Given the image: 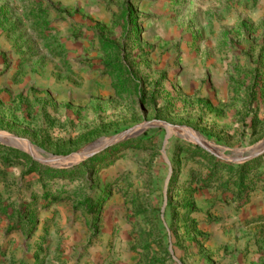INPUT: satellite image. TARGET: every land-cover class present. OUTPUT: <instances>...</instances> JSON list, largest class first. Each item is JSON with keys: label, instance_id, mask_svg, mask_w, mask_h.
I'll return each instance as SVG.
<instances>
[{"label": "rangeland", "instance_id": "374dc122", "mask_svg": "<svg viewBox=\"0 0 264 264\" xmlns=\"http://www.w3.org/2000/svg\"><path fill=\"white\" fill-rule=\"evenodd\" d=\"M0 264H264V0H0Z\"/></svg>", "mask_w": 264, "mask_h": 264}, {"label": "water", "instance_id": "95a60500", "mask_svg": "<svg viewBox=\"0 0 264 264\" xmlns=\"http://www.w3.org/2000/svg\"><path fill=\"white\" fill-rule=\"evenodd\" d=\"M152 126H155V125L152 124V123H145V124H143V125L135 128V129H132V130L124 133L123 135L115 136V137H112V138H109V139H104V140L98 141L96 143H93V144L89 145L87 148H85V149L81 150L80 152H78L76 154H73L71 156H67V157H56V158H57V160H59L63 164H71L79 156L85 155V154L89 153L91 149H94L96 147L105 148L107 146L116 144L117 142H119L121 140H125V139H128V138L134 137V136H138L140 134V131L142 132V131H144V130L152 127ZM163 126H164V128H167L168 129L169 136H171V134H172L171 129L173 127L167 126V125H163Z\"/></svg>", "mask_w": 264, "mask_h": 264}, {"label": "bare ground", "instance_id": "6f19581e", "mask_svg": "<svg viewBox=\"0 0 264 264\" xmlns=\"http://www.w3.org/2000/svg\"><path fill=\"white\" fill-rule=\"evenodd\" d=\"M98 148H99V147L95 148V149H94L93 151H91V152L96 151ZM91 152H89V153H87V154H85V155H81V156H79L77 159H75V161L83 159L84 157L88 156ZM75 161H73V162H75Z\"/></svg>", "mask_w": 264, "mask_h": 264}]
</instances>
